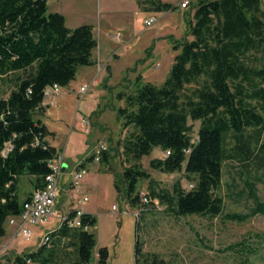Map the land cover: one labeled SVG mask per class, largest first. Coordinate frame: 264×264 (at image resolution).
<instances>
[{
	"label": "trees",
	"instance_id": "obj_1",
	"mask_svg": "<svg viewBox=\"0 0 264 264\" xmlns=\"http://www.w3.org/2000/svg\"><path fill=\"white\" fill-rule=\"evenodd\" d=\"M190 6L185 15L188 37L173 45L178 52L167 78L158 85L143 82L139 75L134 91L118 93L125 102L118 113L124 125L132 127L124 143L135 160L125 170L127 192L137 202L139 179L151 177L138 161L159 146L171 152L153 158L151 165L183 171L193 185L185 186L179 179L172 189L156 190L151 180L155 196L148 192V203L140 197L143 204L158 199L177 216L247 220L264 214L258 193V183L264 182L263 0H196ZM170 8L173 4L167 1L157 6ZM48 10V0H0V82L8 88L6 96H0V234L32 194L20 197L21 177L31 176L34 189L43 187L51 162L60 156L48 139L53 132L35 117L37 111L44 112L46 87H66L80 66L96 62L94 25L69 27L63 13ZM194 121H200L196 132ZM102 160L108 161V151ZM227 161L240 165L244 186L239 189L235 181L230 188L237 187V198L252 201L246 211L225 209L221 190ZM82 220L92 227L98 221L90 212ZM245 242L230 247H247ZM136 251V262L142 264L139 244ZM144 258L164 264L156 254L146 253ZM108 259V247L97 248L92 228L65 221L50 232L48 242L0 259V264H108Z\"/></svg>",
	"mask_w": 264,
	"mask_h": 264
},
{
	"label": "rangeland",
	"instance_id": "obj_2",
	"mask_svg": "<svg viewBox=\"0 0 264 264\" xmlns=\"http://www.w3.org/2000/svg\"><path fill=\"white\" fill-rule=\"evenodd\" d=\"M165 1L172 3L173 9L158 10V4ZM182 1L48 0V11L63 13L69 27L91 23L98 45L99 40L108 39V44L113 47L112 56L106 62L100 61L95 51L96 62L92 64L95 67H79L77 78L82 79L83 72L89 70V76H84L88 81L96 69L101 68L95 76L96 82L83 84L88 86L83 95L80 91L79 96L74 94L73 100L50 108L46 114L39 111L35 114L55 130L49 135L51 144L60 152L66 151L62 172L71 170L79 159L87 162L88 173L82 180V193L63 188L58 195V204L61 213H66L78 196L89 193L90 200L83 207L91 208L97 216L98 221L92 230L96 233L97 248L107 246L109 249L108 264H137V244L140 245L142 264H150L144 258L146 253L156 254L164 264H264V214L243 221L203 214L177 216L158 199L147 205L141 202L143 192L155 196L150 187L151 180L155 181L156 190L158 187L172 189L179 179L183 185L189 184L183 171L167 172L151 165L153 158L165 156L166 151L161 147L155 146L150 154L138 161L151 177L139 179L137 202H133L127 192L125 170L135 160L124 150L126 136L132 127H126L125 118L118 113V108L125 104L118 98V93L134 91L139 75L143 82L158 85L167 78L178 52L173 45L188 37L185 15L191 12L190 5L196 0H189L187 6H182ZM149 15L157 16V20L146 27L142 18ZM117 31L121 32V39L111 36ZM7 90V85L0 82V96H6ZM83 118L89 119L90 123L85 125ZM199 124L200 121H194L195 132ZM102 139L108 144V161L102 158L92 161L93 147ZM238 170L241 169L236 161L225 163L221 193L226 211H246L252 204L245 197L234 196L237 187L230 188L235 181L239 189L244 186V176ZM20 183V197L28 190H35L27 175L21 177ZM258 193L264 200V182L258 183ZM57 222L55 220L52 225ZM5 226L6 233L0 234V259L32 250L41 239L42 225H33L37 234L29 243L15 234V226L8 221ZM242 240H246L247 247L241 244L230 247Z\"/></svg>",
	"mask_w": 264,
	"mask_h": 264
},
{
	"label": "built area",
	"instance_id": "obj_3",
	"mask_svg": "<svg viewBox=\"0 0 264 264\" xmlns=\"http://www.w3.org/2000/svg\"><path fill=\"white\" fill-rule=\"evenodd\" d=\"M189 0H183L182 6H187ZM157 20V16L149 15L146 18H142V23L146 27L152 26ZM111 36L117 39H121V32H113ZM87 85H82L80 91L84 93L87 89ZM63 92V87L54 83L46 87L44 99L50 101L57 100ZM83 123L87 125L90 123L89 119L83 118ZM108 150V144L106 140H99L92 150V161H100L104 152ZM171 151L166 150V154ZM86 160L82 159L71 171V180L69 185V192H81L82 193V180L88 173ZM52 171L46 175V183L43 187L35 189L32 194L25 200L23 210L19 215H12L8 218V222L15 226V234L19 236L25 242H31L37 234L33 225H42V235L37 246H40L50 239V232L58 228L63 222L67 221L70 226H84L85 229H91L92 226L89 223H84L82 220L83 214L86 212L83 208V204L89 201V195L83 194L77 197L76 203L66 213H61V207L58 204V195L60 192V179L62 176L63 159L59 158L51 162ZM193 184L189 183L191 187ZM141 200L143 203L150 202L151 198L148 192L141 194ZM116 207V206H115ZM75 211L73 216H70L71 211ZM61 213V214H60ZM55 220H58L57 224L52 225ZM51 226V227H49Z\"/></svg>",
	"mask_w": 264,
	"mask_h": 264
},
{
	"label": "crops",
	"instance_id": "obj_4",
	"mask_svg": "<svg viewBox=\"0 0 264 264\" xmlns=\"http://www.w3.org/2000/svg\"><path fill=\"white\" fill-rule=\"evenodd\" d=\"M171 9H173V8H171ZM108 29V27H106V30ZM103 40V39H102ZM99 40V45L97 46V48L95 49V51H97V53H98V57H99V59H100V61L101 60H103V62H106L107 60H109L110 58H111V56H112V53H113V47H111L109 44H108V42H109V40L107 39H105V40ZM87 66H89V67H95L94 65H87ZM101 68H97L96 69V73L92 76V78L90 79V81H88L84 76H89V70H86L85 72H83V74H82V79H78L77 78V76H76V78L74 79V80H72L71 81V83L68 85V86H66V87H63V89H64V92H63V94H62V96H61V98H58L57 100H55V101H50V100H48V99H44V101H43V106H44V108H45V110H44V112H43V114H46L48 111H49V109L50 108H52V107H57V106H59V105H61V103L62 102H66V101H70V100H73V95L74 94H76L77 96H79L80 95V88H81V86L84 84V83H89V82H93V81H97V78L95 77L96 75H97V73H99V70H100ZM94 72H92V74H93ZM98 76V75H97ZM81 80V81H80ZM86 92V91H85ZM84 92V93H85ZM84 93H82V95L84 94ZM72 104H73V102H72ZM42 120H43V122L48 126V128H49V130L50 131H52L53 133H55V130H53V129H51V127H50V125L46 122V121H44V119L42 118ZM48 139H49V137H48ZM50 140V139H49ZM65 152L66 151H64V152H60V157L64 160L63 161V167L65 166ZM67 158V157H66ZM81 159H79V160H77L76 161V163H74L73 164V168L78 164V162L80 161ZM67 164H68V168H69V162L67 161ZM66 167V168H67ZM73 168H71V170H68V169H65V172H63L62 173V176H61V184H60V190H62L63 188L65 189V190H69V185H70V180H71V171L73 170ZM27 178H28V180H29V183L31 184V181H30V178H31V176H29V175H27ZM32 185V184H31ZM32 188H33V185H32ZM85 189L84 190H86V192H87V188L86 187H84ZM85 192V191H84ZM85 192V193H86ZM32 193V191H30L29 192V190H28V192H24V196H23V198L24 197H27V196H29L30 194ZM88 195H89V193H87ZM89 200H90V197H89ZM74 205V204H73ZM72 205V206H73ZM84 208V207H83ZM85 209V211L86 212H90V213H93V214H95L94 213V211L91 209V208H84Z\"/></svg>",
	"mask_w": 264,
	"mask_h": 264
}]
</instances>
